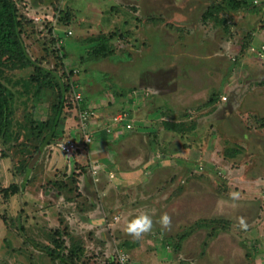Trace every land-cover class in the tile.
<instances>
[{
	"label": "rangeland",
	"instance_id": "1",
	"mask_svg": "<svg viewBox=\"0 0 264 264\" xmlns=\"http://www.w3.org/2000/svg\"><path fill=\"white\" fill-rule=\"evenodd\" d=\"M16 1L36 63L6 77L55 75L35 119L52 117L72 70L96 113L90 130L121 111L133 121L132 141L119 150L106 134L107 149L139 158L147 184H123L121 167L98 163L105 154L93 162L91 142L65 153L82 128L70 104L63 136L35 155L21 144L32 138L6 146L0 136V264H122V254L127 264H264V0L224 2L209 17L223 0ZM32 103L18 101L15 120ZM92 164L100 181L89 184ZM221 195L236 203L229 229L213 235L206 221ZM164 213L170 229L155 223ZM140 214L154 227L136 239L126 228Z\"/></svg>",
	"mask_w": 264,
	"mask_h": 264
},
{
	"label": "trees",
	"instance_id": "2",
	"mask_svg": "<svg viewBox=\"0 0 264 264\" xmlns=\"http://www.w3.org/2000/svg\"><path fill=\"white\" fill-rule=\"evenodd\" d=\"M232 0H223L222 5L211 6L205 16H210L212 13H219L227 4L231 5ZM226 2V3H224ZM232 10H239L242 7L241 0H233ZM26 20L20 14L19 6L16 0H0V136L4 145L12 144L13 142H22V138L27 136L32 138L36 143H21L35 155L40 149H43L46 144H50L57 136L62 137L64 134L65 124L69 116L65 110L67 104L72 105V111L77 114L78 105L72 97V84L74 79H71L73 71L68 73L66 81L60 85L58 101L53 104V115L46 120L35 119L36 104L39 103L45 94L46 86L49 82L53 83L55 78L54 73L47 72L41 76L42 71L26 79H17L15 82L6 77L7 70L23 69L32 66L36 60L32 58L28 51L27 43L24 38ZM67 70V69H66ZM65 72V71H64ZM45 79H49L47 82ZM22 84L23 89L20 90L16 85ZM71 93V95H70ZM70 95V96H69ZM32 100V105L29 109L24 110L23 120H15V113L18 110L17 102H27ZM84 106V105H83ZM168 126L170 122H166ZM16 125V126H15ZM80 132L76 134L75 139L79 140ZM84 144V143H83ZM86 145V144H84ZM238 149H232L228 154H236ZM27 170L31 168L27 163ZM87 169L84 168V171ZM6 195L16 193L17 186L15 184L5 188ZM229 219L222 217H213L207 220L211 233L217 235L221 231H227L230 226ZM230 221V220H229ZM57 246L59 242L56 241ZM55 255L61 256L60 251L52 249Z\"/></svg>",
	"mask_w": 264,
	"mask_h": 264
},
{
	"label": "crops",
	"instance_id": "3",
	"mask_svg": "<svg viewBox=\"0 0 264 264\" xmlns=\"http://www.w3.org/2000/svg\"><path fill=\"white\" fill-rule=\"evenodd\" d=\"M111 120L112 119H110L109 123H106L105 125L100 127V129H98L99 131H97V130H93L92 131L91 130L92 135H93V141L91 142L92 146L90 145L91 147L89 148L90 151L88 152V155L90 156L91 159H92V156H96V159H94V160L92 159V160H93V162H98L97 160H99L101 158L100 154H105V157H106V159L109 162L104 161L105 163L104 162H102V163L98 162V163H100L103 167H105L104 170L108 171V173L110 171H112L110 169L109 170L106 169L108 164H110L109 167H111V169H113L115 167V165L117 167H121V169L119 170L118 173H120L121 182L123 184L124 183L131 184L132 181H133V183H138L137 180H139V179H141L142 182H143L146 179V177L144 175V170L142 171L141 167H137L136 168L133 165L134 161L135 162L139 161V158L125 155V156H121L122 160L120 161L118 154L115 157H112L111 156L112 153H110L108 151L107 146H109V144H111V143H112V146H117V148H119V150H120V147H122L123 145L126 146L127 143L132 141V139L126 138V136L131 134V133H128V132H130V130H132V129H127L126 126H122V127H118V128L114 127L112 132H108L107 127L112 122ZM95 121H94V123H95L94 125H96V123H98V122H95ZM92 124H93V122H92ZM92 124H91V126H93ZM96 133L100 134V136H99L100 138L94 141V138H95L94 136H95ZM106 134H111L112 135V136L110 135L112 137L111 143L108 142L110 140H108L106 138ZM104 145H105V147H104ZM87 148H88V146H87ZM119 162H120V164H119ZM119 165H121V166H119ZM99 181H100V179L98 181H96L94 177H93V179L91 177L87 179V182L89 184H94V183L99 182ZM144 182H145L144 184H147L146 180ZM190 189H192V188H190L188 186H185V188L181 192V194H188L190 192ZM199 193H201L202 195H206L207 194L206 191H202V192L199 191ZM220 199L228 202L229 204H235L236 203L234 199H227L223 195H221L220 197H217L215 199V201H214L215 203H214L213 210H212L213 215L221 214L220 211H218V209H217L218 208V204L217 203H218V201ZM223 206H224V204H223ZM220 209L222 210V208H220ZM213 217H217V216H213Z\"/></svg>",
	"mask_w": 264,
	"mask_h": 264
},
{
	"label": "built area",
	"instance_id": "4",
	"mask_svg": "<svg viewBox=\"0 0 264 264\" xmlns=\"http://www.w3.org/2000/svg\"><path fill=\"white\" fill-rule=\"evenodd\" d=\"M72 31H69V34H71ZM59 39L58 43L63 44V40ZM72 97L74 101L78 105V111H79V118L81 122V132H80V139H70L68 140L64 145L63 148L65 150V153L69 155V157L74 156V153L77 151L79 148L78 143H84V144H89L90 142L93 141V135L91 130L89 129V118L90 116H94L96 113H94V109H90V107L86 106L85 103V96L83 94V91L77 83V81H73L72 84ZM84 105V106H83ZM115 124V127H122L126 126L127 129H133L134 123L131 121V118L128 116L127 112L121 111L118 112L116 115L113 116L112 122L108 125L107 130L108 132H112L114 127L111 125ZM100 165H93L91 168V172L93 174V177L95 178L96 181L99 180V172H100ZM113 176V172L110 173V176ZM123 257V263L127 264L130 260L129 255L122 254L120 255V261L122 262L121 258Z\"/></svg>",
	"mask_w": 264,
	"mask_h": 264
},
{
	"label": "clouds",
	"instance_id": "5",
	"mask_svg": "<svg viewBox=\"0 0 264 264\" xmlns=\"http://www.w3.org/2000/svg\"><path fill=\"white\" fill-rule=\"evenodd\" d=\"M235 197L236 194H233ZM161 225L164 229H170L172 224V218L168 213L162 214L158 220L155 221ZM243 224V220H241ZM154 227V220L151 215L148 214H140L135 219L131 220L127 224L126 231L129 235L133 236L134 238L138 239L142 235L149 233ZM123 264V257L121 258Z\"/></svg>",
	"mask_w": 264,
	"mask_h": 264
},
{
	"label": "flooded vegetation",
	"instance_id": "6",
	"mask_svg": "<svg viewBox=\"0 0 264 264\" xmlns=\"http://www.w3.org/2000/svg\"><path fill=\"white\" fill-rule=\"evenodd\" d=\"M218 211H220L221 214L219 215H214V216H217V217H222V218H226V219H229L231 220V215L233 214V206L234 204H229L228 202L224 201V200H219L218 201ZM224 204V206H223ZM222 208V210L220 209Z\"/></svg>",
	"mask_w": 264,
	"mask_h": 264
},
{
	"label": "water",
	"instance_id": "7",
	"mask_svg": "<svg viewBox=\"0 0 264 264\" xmlns=\"http://www.w3.org/2000/svg\"><path fill=\"white\" fill-rule=\"evenodd\" d=\"M38 155H39V154H38ZM38 155H36V157H37ZM30 166H31V164H30Z\"/></svg>",
	"mask_w": 264,
	"mask_h": 264
}]
</instances>
